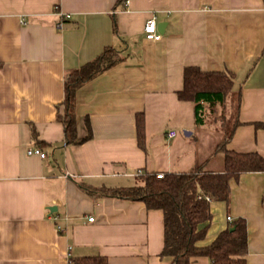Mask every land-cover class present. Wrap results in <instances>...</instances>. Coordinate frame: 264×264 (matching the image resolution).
Instances as JSON below:
<instances>
[{
	"label": "crops",
	"instance_id": "crops-1",
	"mask_svg": "<svg viewBox=\"0 0 264 264\" xmlns=\"http://www.w3.org/2000/svg\"><path fill=\"white\" fill-rule=\"evenodd\" d=\"M154 16L158 41L144 33ZM108 46L124 60L77 94L78 137L88 135L87 120L92 137L67 144L57 120L65 75ZM187 66L234 74L240 124L227 149L264 157V0H0V264H74L92 255L170 264L160 256L163 212L101 192L131 186L125 180L139 170L224 171L222 126L208 107L197 124L196 103L178 96ZM33 147L46 157L28 154ZM230 186L229 202L210 203L199 245L244 219L247 263L264 264V173L245 172Z\"/></svg>",
	"mask_w": 264,
	"mask_h": 264
},
{
	"label": "trees",
	"instance_id": "trees-1",
	"mask_svg": "<svg viewBox=\"0 0 264 264\" xmlns=\"http://www.w3.org/2000/svg\"><path fill=\"white\" fill-rule=\"evenodd\" d=\"M124 58L114 47H105L103 52L81 67L68 72L64 80L63 110L58 111L57 120L64 126L67 144H81L92 137L91 125L87 120L88 135L79 139L77 129V94L88 82L98 77ZM184 85L178 92L181 100L196 103V121L201 124L204 109L212 112L223 105L234 93V74L225 71H205L196 66H187L183 71ZM230 119V118H229ZM222 121L224 140L220 149L224 153L223 172H207L195 168L186 173H156L137 176L139 183L129 187L104 188L102 194L108 197L139 201L147 209L160 210L164 216V247L162 258L170 259V264H193L195 257H207L210 264H248L247 226L244 219H237L232 226L221 232L209 245L200 246L206 239L207 228L202 224L211 222V204L199 196L207 195L213 200L229 202L231 181H238L245 172H263L264 157L259 153L237 152L227 149V143L240 124L237 107L228 122ZM34 137L36 134L34 133ZM137 137L141 148L145 149L144 115H137ZM74 264H109L107 257L92 255L71 259Z\"/></svg>",
	"mask_w": 264,
	"mask_h": 264
},
{
	"label": "built area",
	"instance_id": "built-area-1",
	"mask_svg": "<svg viewBox=\"0 0 264 264\" xmlns=\"http://www.w3.org/2000/svg\"><path fill=\"white\" fill-rule=\"evenodd\" d=\"M127 3L129 2V0H125ZM68 18L70 17L69 15L67 16ZM59 26H61V24H59ZM144 33L146 35V38L148 40H153V41H158L162 38V32L159 30V23L157 22V18L154 16L152 18H150L149 20H147L145 26H144ZM177 135V131L175 130H170L168 133H167V136L169 138H173ZM28 154L30 155H38L40 156L41 158H45L46 157V153H44L42 151L41 148L39 147H33V148H30L28 150ZM143 174L142 171H137L134 175L135 176H139ZM164 176V173H156V177L157 178H162ZM204 197L209 203H211L213 201V199L210 197V196H207V195H203V196H199V198H202ZM57 217H55V221H57ZM228 220L231 221V218L228 217ZM89 222H93L94 221V218L91 217L88 219ZM58 229L59 230H63V227L61 225H57Z\"/></svg>",
	"mask_w": 264,
	"mask_h": 264
},
{
	"label": "rangeland",
	"instance_id": "rangeland-1",
	"mask_svg": "<svg viewBox=\"0 0 264 264\" xmlns=\"http://www.w3.org/2000/svg\"><path fill=\"white\" fill-rule=\"evenodd\" d=\"M234 93L233 96L227 98L223 105L217 106L212 112L207 114V116H209L212 120L216 119L220 126H222L223 119L225 120L224 122H228V120H230L235 114L237 97L234 96ZM125 181H128V185L131 186L139 183L137 178H130Z\"/></svg>",
	"mask_w": 264,
	"mask_h": 264
},
{
	"label": "water",
	"instance_id": "water-1",
	"mask_svg": "<svg viewBox=\"0 0 264 264\" xmlns=\"http://www.w3.org/2000/svg\"><path fill=\"white\" fill-rule=\"evenodd\" d=\"M159 30L162 32V29H161L160 24H159ZM184 133H185V135H189V134H190V133L187 132V131H185ZM55 210H57V208H55V207L50 208V211H51V212H54Z\"/></svg>",
	"mask_w": 264,
	"mask_h": 264
}]
</instances>
